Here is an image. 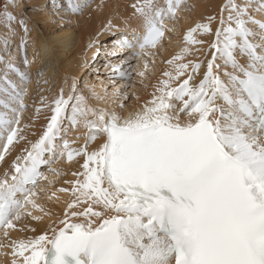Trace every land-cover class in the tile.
<instances>
[{"label":"snow or ice","instance_id":"6c2138e0","mask_svg":"<svg viewBox=\"0 0 264 264\" xmlns=\"http://www.w3.org/2000/svg\"><path fill=\"white\" fill-rule=\"evenodd\" d=\"M184 2L133 0L131 18L142 30L131 18H122L123 31L112 19L101 29L118 36L119 51L109 55L123 57L105 65L109 84L98 90L85 82V92L77 76H66L51 105H43L51 116L42 134L0 176L6 264H264V0H225L215 28V15L187 28L151 98L125 112L128 101L140 100L136 78L149 86L153 50L175 32L165 21L178 20ZM91 4L67 0L54 7L83 13ZM20 7V0L0 5L6 30L0 32V162L14 140L26 139L20 124L32 80L31 29L25 13L16 14ZM17 24L19 63L12 53ZM97 43L91 39L88 48ZM205 43V59H185ZM77 158L79 170L64 181L70 187L55 188L56 177L67 173L53 165ZM58 193L69 198L53 219L39 201L59 202ZM46 216L39 234L23 223ZM17 229L33 234L13 238Z\"/></svg>","mask_w":264,"mask_h":264},{"label":"bare ground","instance_id":"6f19581e","mask_svg":"<svg viewBox=\"0 0 264 264\" xmlns=\"http://www.w3.org/2000/svg\"><path fill=\"white\" fill-rule=\"evenodd\" d=\"M111 1L112 0H108V2H111ZM194 1L195 2L193 4V8L191 9L192 13L190 12L191 15L189 16L186 13L189 17L193 16L194 20L193 21L190 20V19L189 20L192 21V23L193 22L195 23L197 21L205 20L206 17H208V16L215 15V16H217V20L213 21V24H212L213 28H215L218 25L220 7H221L222 4H224L225 0H222L221 2H218L219 0H211V4H208V5L207 4L206 5H200L199 2L201 0H199V2H197L196 0H194ZM203 1H207L209 3L208 0H203ZM20 2H21V5L22 4L25 5L27 3L31 4L30 6L34 7V9L38 12L37 14H39L41 20L43 19L46 23L49 24V21L52 22L53 19L54 20L56 19V21H54V22H60L57 25L52 22L53 25H54V29L52 28L53 30H51V32L48 35H45L43 33H39L36 37H33L32 36L33 35V31L31 30V32L29 33V36H31V38H30L31 42H30L29 47H28L29 55L32 56L31 54H35L33 56L34 57L33 62L36 60L37 63L36 62L35 63L37 65L39 64L38 69L35 67L36 64H34V63L31 64L30 72L35 67L38 72H41V71L43 72L42 78L45 77L46 80H49V81H50L51 77L54 79L55 75H61L63 77L61 81H60V79H58L60 76L57 78L58 81L60 82V85H61L62 83H64L66 75H68L69 78L71 76H73V75L78 77V76L81 75V73L82 74L85 73L84 72L85 69L87 70L89 68V66L90 67L92 66V65H90L91 63L94 64L93 65V66H95L94 70H96L98 68V65H102L99 62L100 58H103L105 60H108V59L112 58L113 62L114 61L117 62L118 60L123 59L122 56L109 55L110 52H114V51L118 52L119 51L118 49H114L113 48V44H112L113 41L115 40V38H118V36L109 37L110 34L106 33V32H101V29L104 26V24L108 21V19H112L113 23L118 25V31L125 30V26H124V22H123L122 18H126L128 16L129 11H130V10L128 11V9H132L130 7V4L133 2V0H128V1H126V0H116L115 1V3H116L115 4V8H111V9H106V7L109 4L107 2H105V0H104V2L106 4H108V5L105 4L106 7H103L104 10L106 9L105 11L103 10V8L102 9L99 8L100 10L103 11V12L101 11L102 12L101 14H103V15L100 18H95V15H97L95 13V15H94L95 19L94 20L93 19L92 20L91 19H86V20H84L82 22L81 20L77 21L75 19L77 21V23L73 19L71 20L70 18H65V16L64 17L60 16L59 14L66 13V11L64 12L63 9H61L59 11V13H57V10L52 9V8H51L52 10H47V7H45V5H46V3L49 2V0H20ZM56 2H58V1L56 0ZM3 3H4V0H0V5H2ZM94 3H96V2H94ZM102 4L104 5V3H102ZM96 5H98V4L96 3ZM96 5H95V7H96ZM19 10H20V8L15 9V12H16L17 15L19 14ZM96 11H98V10H95V12ZM187 11H188V9H187ZM131 12H132V10H131ZM131 12H130V14H132ZM181 12H182V10H181ZM198 12H201V13L198 14ZM49 13H51V14L49 15ZM183 15H184L183 18H186L185 12H184ZM37 18H38V16H37ZM181 20H182V22H179V23L183 24V27H184L183 30H185V28L187 30V25H189V24L185 23V19L184 20L181 19ZM87 21H89L90 23H87ZM178 21H180V20L178 19ZM186 21H187V19H186ZM45 22H44V24H45ZM129 22L131 23V25L133 27H136L139 30H142L141 26H140V22L137 19L131 18V20ZM165 22L167 24H169V26H171L173 24L174 25L176 24V22L174 23V22H172L170 20H166ZM180 25L176 24V28H175L176 29V33H177V30H179V29H177V27L178 26L180 27ZM191 25H193V24H191ZM191 25L189 27H191ZM15 27H16V35L13 37L12 53H13L14 59H16L17 62L19 63L22 60L23 53L21 51L17 50V46L19 45L20 36L23 35V32H22V28H20V26L18 24ZM181 28H182V25H181ZM4 31H6V30L2 26H0V32H4ZM178 33H179V31H178ZM165 36H168V35H165ZM107 37H109V38H107ZM197 38L204 39L207 42H211V40L214 38V36H212V35L199 36V34H197ZM91 39L97 40L98 43L95 44L92 48H88V43H89V41ZM167 40L168 41L170 40L169 41L170 44L167 47L168 48L167 50H165V47L162 46L163 40L161 41V45L158 46V48H157L158 50L160 49L159 50L161 52V56L160 57L163 59V63L165 61L164 59L167 58V54L168 53L175 52L176 49L178 50V49H180L183 46V38L182 39H178L176 37V38H173V39L169 38ZM101 43H103V44H101ZM100 44H101L102 47L100 46ZM194 47L199 48L200 51L195 53L194 55L188 56V57L190 59H197L202 54V58L205 59V57L207 55H205L203 53V50L208 47V43H205L204 45H196ZM157 49H155L153 51L156 52ZM99 52H101L103 54V56H99ZM155 57H156L158 62H160V63L162 62V59L159 58V55L157 56V54H156ZM188 57H185V58H188ZM85 61H87V66H85V64H84ZM31 73H33V72H31ZM99 79H100V77H99ZM197 79H199V77H197ZM84 81L89 83V81H88V79L86 77L84 78ZM100 81H101V79H100ZM50 83H51V81H50ZM48 84H47V86H48ZM100 84H102V83L98 82L97 84H95L97 86L98 90L100 88L99 87ZM153 84H151V89H152V85ZM148 85H149V83H148ZM54 87L56 88L57 85L54 86ZM56 89H58V93H59L60 89L59 88H56ZM41 90H43V89H41ZM52 90H50V91H52ZM54 90H53V92H54ZM148 90H150V86H149ZM41 92H43V91H41ZM145 92H147V91H145ZM150 92H151V90H150ZM48 93L50 94L49 91H48ZM58 93L56 95H55V93H53L54 97L51 96L52 94H50V96H51L50 98L51 99L48 100L50 103L47 102L46 104L49 103L48 105H51V101L50 100H53L58 95ZM45 96H46V94H45ZM140 97L142 98V96H140ZM48 98H49V96H48ZM40 99H41V96H40ZM145 100H148V99L147 98L143 99V102ZM38 103L39 102H37L36 103V107L33 108L34 111H36V109L38 107V105H37ZM27 104H29V106L31 105L30 102H28ZM140 104H142V103H139V101H138L137 104L129 106V108L126 109L125 112L131 110L132 106H139ZM40 106L42 107V105H40ZM27 109H28V107H27ZM42 109H43V107H42ZM43 110H41V112ZM28 112L29 111L27 110V113ZM29 114H30V112H29ZM29 114H27V115H29ZM31 116H32V114H31ZM50 116H51V111H50V108L47 107L45 109V112L43 113V116H42L43 121L42 122H44L45 118L46 119L50 118ZM21 118L23 119V116ZM40 120H42V119H40ZM39 123H41V122H39ZM45 123L46 122H44V124ZM33 125H35V123L32 124L31 126H33ZM41 126H42V124H41ZM41 126H38V125L34 126L35 129L31 130V138H30V135H28L29 131H26L27 134L26 133L22 134L23 136L26 137V139L19 140V142L16 141L15 143H13L12 145L9 146V152L5 155L4 161L0 162V176L3 175V172H4L5 169H8L9 171H11L10 161L11 160L13 161L16 158V156L20 155L24 148L30 146L29 145V141H35L36 139L39 138V136L42 134V132H43V130L45 128V126H44V127H42V129L38 130V128L41 127ZM80 131H82V130H80ZM80 143H82V142H80ZM96 143H99V141H97ZM95 146L96 145L94 143L90 147H95ZM0 150H2V149H0ZM77 159L79 160V163L76 162V165L74 163H72L73 167L70 168L71 169L70 171L79 170V166H80V164L83 161L80 158H77ZM64 162H66V161L62 160L61 162H59V165L61 166V164H63ZM64 164H66V163H64ZM59 165L57 166V164H54L53 167H60ZM70 166H71V164H70ZM42 170L45 173H48V169L47 168H43ZM48 174L52 175L51 173H48ZM69 174H71V172H69ZM69 174H67V175H69ZM72 178L70 177V179H72ZM57 184H59V183H57ZM59 187H66V186H59ZM67 187H69V186H67ZM55 188H58V187H55ZM58 195L61 197L59 202H57L55 199L47 200L43 196L42 197L44 198V201L41 200V201H43L41 203H43L45 205L46 210L51 211L53 213V216H52L53 219L56 218L57 216H59L60 214H62L64 201L69 198V194L58 193ZM36 214L39 215L40 213L36 212ZM48 220H49V217H47V216L44 218V220L42 222H35V221H32L31 218H26L24 220V223H28L32 227H35L37 229V232L35 234H39V232L41 230H43L45 228V226L47 225ZM10 234L16 238V237H20V236L32 235L33 233H31V232L21 233L17 229V230L11 231ZM3 259L7 262L9 258L8 257L4 258L3 256H0V264H2V262L4 261Z\"/></svg>","mask_w":264,"mask_h":264},{"label":"rangeland","instance_id":"374dc122","mask_svg":"<svg viewBox=\"0 0 264 264\" xmlns=\"http://www.w3.org/2000/svg\"><path fill=\"white\" fill-rule=\"evenodd\" d=\"M58 2H56V0H49V2L48 3H46V5H45V7H47V10H52V9H55L56 10V8L54 7V5L56 4V3H60V4H63L64 5V7L65 6H67L66 4V0H57ZM115 1L116 0H112L111 2H108V0H105V2H107L108 4H106L105 2H104V0H92V4H91V8L89 7V8H87V9H85V11L83 12V13H72V12H70V11H66V13H62V14H59L60 16H62V17H64L65 16V18H70L71 20L73 19V20H81L82 22L84 21V20H86V19H95V18H100L103 14H101L103 11L102 10H100L99 8H96L95 7V5H96V3L97 4H102V3H104V5L102 4V7H101V9L103 8V7H106V5H108L107 7H106V9H111V8H115ZM126 1H128V0H126ZM197 2H199V0H196ZM209 1V3L207 2V1H203V0H201L199 3H200V5H208V4H211V0H208ZM222 0H219L218 2H221ZM94 2H96V3H94ZM113 2V3H112ZM194 0H185V2H184V5H183V7H182V12H181V10H180V13L178 14V16H179V20L180 21H178V20H176V21H172V22H176V24L177 25H180L181 23H179V22H182V20L181 19H185V23L187 24H189V25H187V28L191 25V24H193V25H191V26H194V24L196 23H192V21L194 20V17L193 16H191V17H189L190 15H191V13H192V11H191V9L193 8V4H194ZM106 4V5H105ZM27 5V7H26V10H25V6ZM31 4H29V3H27V4H22L21 5V7H20V10H19V14L21 13V12H24L25 13V15H26V17L28 18V26H29V28L33 31V37H36L39 33H43V34H45V35H48L50 32H51V30H53L54 29V25H53V23H55L56 25L57 24H59L60 22H54V21H56V19L54 20H52V22L51 21H49V24L48 23H46L43 19L41 20V18H40V16H39V14H37L38 12L34 9V7H32V6H30ZM112 6V7H111ZM110 7V8H109ZM33 8V9H32ZM52 8V9H51ZM96 8V9H95ZM105 9V10H106ZM187 9H188V11H187ZM95 10H98V11H96L95 12ZM103 10H104V8H103ZM104 10V11H105ZM130 10V11H129ZM131 10H132V12H133V9H128V11H129V14H128V16L126 17V18H130L131 16H132V14H130V12H131ZM102 11V12H101ZM65 12V11H64ZM131 12V13H132ZM184 12H185V15H186V18H183L184 17ZM191 12V13H190ZM72 13V14H71ZM95 13L98 15H95ZM189 15H187V14ZM201 12H198V14H200ZM18 14V15H19ZM37 14V15H36ZM51 13H49V15H50ZM58 15V14H57ZM69 15V16H68ZM71 15V16H70ZM94 15H95V18H94ZM226 15V14H225ZM37 16H38V18H37ZM67 16V17H66ZM73 16V17H72ZM89 16V17H88ZM109 16V15H108ZM72 17V18H71ZM110 17V16H109ZM40 18V19H39ZM186 19H187V21H186ZM192 20V21H190V20ZM75 20V21H76ZM131 20V19H130ZM129 20V21H130ZM77 21H76V23H77ZM44 22H45V24H44ZM87 23H90L89 21H87ZM176 24H175V28H176ZM181 25H182V28H181ZM180 25V27L178 26L177 27V29H179V30H177V33H176V29H175V32L174 33H166L165 35H168V36H165L164 37V39H163V44H162V46L163 47H165V50H167L168 48V46H169V44H170V40L168 41L167 39H169V38H171V39H173V38H178V39H182L183 38V35H184V32L186 31V28H185V30H183V24H181ZM48 26V27H47ZM52 26V27H51ZM53 28V29H52ZM181 30V31H180ZM43 31V32H42ZM49 31V32H48ZM178 31H179V33H178ZM22 32H23V29H22ZM31 32V31H30ZM113 35H109V37H112ZM109 37H107V38H109ZM30 38H31V36H30ZM115 39H117V38H115ZM101 40V39H100ZM31 42V41H30ZM30 44V43H29ZM101 44H103V43H101ZM101 44H100V46H101ZM113 44V43H112ZM102 47V46H101ZM160 50V49H159ZM158 49H157V51H156V53H157V56L159 55V58L160 59H162L160 56H161V52L159 51ZM179 50V49H178ZM177 49H176V51L175 52H172V53H168L167 54V58H165L164 60L166 61V60H168V59H170L173 55H175L176 54V52L178 51ZM173 51V50H172ZM203 53L205 54V55H208V53H207V48L206 49H204L203 50ZM27 54H28V58H29V60L30 61H32V63L31 64H36L37 63V61L35 60L34 62H33V60H34V55L35 54H31L32 56H30L29 55V50H27ZM99 56H103V54L101 53V52H99ZM119 56V55H118ZM188 57V56H187ZM186 60H188V59H190L189 57L188 58H185ZM197 59H201V60H203L204 58H202V54H201V56L199 57V58H197ZM118 61H120V60H118ZM113 62L112 61V58L111 59H108V60H105V59H103V58H100L99 59V62L102 64V65H98V68L96 69V70H94L95 69V66H93L94 64H90V65H92L91 67L89 66V68L86 70L85 69V73H81V75L80 76H78V81H79V86L81 87V89L82 90H84L85 92L87 91V90H85L84 89V78L86 77L87 79H88V81H89V83H91V84H97L98 82H101L102 84H104V85H108L109 84V81H108V73H109V69L107 68V67H105V65H107V64H117V63H119V62ZM36 62V63H35ZM133 63L135 64L136 63V61L134 60L133 61ZM160 64V65H159ZM22 66V65H21ZM35 67L38 69V67H39V64L37 65H35ZM34 67V69L33 70H31V72H33L32 73V80H31V84L29 85V94L25 97V100L27 101H25V103L27 104L28 102H30V106H29V104H27L28 105V109L26 108V109H24V111H23V119L21 118V123L22 124H20V127L23 129V131L21 132V135L22 134H24V133H26V131H29L28 132V135H30V138H31V130H34L35 128H34V126L35 125H38V126H41V124H42V126L41 127H39L38 128V130H40V129H42V127H44V126H46V124H47V121H48V118L46 119L45 118V120H44V122H46L45 124H44V122H42L43 121V118H42V116H43V113L45 112V109L47 108V107H44L43 105L44 104H46L47 102H49L48 100L49 99H51L50 97L51 96H53L54 97V95H53V93H55V95L58 93V89H56V88H61V87H64V83H62L61 85H60V82L58 81V79H60V81L62 80V76L61 75H55V78L53 79L52 77H51V79H50V81H51V83H50V81L49 80H47V83H45L44 81L46 80V78L44 77V78H42V76H40V75H38V71H37V69ZM167 67H169L167 64H165V63H163V59H162V62L160 63V62H158L157 61V59H156V57H155V72H154V74H150V76H149V79H147L146 81H145V83H149V86H150V90H151V92H152V90H153V87H152V89H151V84H155L156 83V81L160 78V76H161V73H162V71L165 69V68H167ZM30 70V69H29ZM203 71V68L201 69V72ZM87 73V74H86ZM61 78H60V77ZM66 76H68V75H66ZM54 77V76H53ZM59 77V78H58ZM99 77H100V79H101V81H100V79H99ZM58 78V79H57ZM137 79V84H136V90H137V94L138 95H140V96H142V98L139 100V103H143V99H145V98H147V99H150L151 98V95H150V90H148L149 89V86L147 87V88H144V87H142L139 83H138V80H139V78L137 77L136 78ZM55 80V81H54ZM49 83V84H48ZM47 84H48V86H47ZM55 84V85H54ZM153 84V85H154ZM57 85V87L55 88L54 86H56ZM152 85V86H153ZM42 88H41V87ZM45 86V87H44ZM50 86V87H49ZM101 86V84L99 85V87ZM44 87V88H43ZM47 87V88H46ZM43 89V90H41V89ZM54 90V92H53V90ZM145 89V90H144ZM43 91V92H41V91ZM50 90H52V91H50ZM111 90V88L109 87V91ZM48 91L50 92V94H52L51 96H50V94L48 93ZM143 91V92H142ZM145 91H147V92H145ZM52 92V93H51ZM57 92V93H56ZM42 93V94H41ZM146 93V94H145ZM149 93V94H148ZM45 94H46V96H45ZM59 94V93H58ZM145 95V96H144ZM40 96L41 97H46L47 98V101L45 100L44 101V103H42L41 102V99H40ZM48 96H49V98H48ZM52 97V98H53ZM145 97V98H144ZM50 101H52V100H50ZM37 102H39L37 105H38V107L41 109V110H43L44 108V110L41 112H39V113H37L36 111H34V107H36V103ZM50 103V102H49ZM48 103V104H49ZM90 103H92V104H100L101 106H106V107H113L114 105H112V104H108V105H105L102 101H97V100H91L90 101ZM138 103V101H136V100H130V101H128V104H129V106H131V105H134V104H137ZM33 104V105H32ZM42 105V107H43V109H42V107L40 106V105ZM33 106V107H32ZM2 110V109H1ZM27 110L30 112V114H29V112L27 113ZM32 112H31V111ZM36 112V113H35ZM34 113V114H33ZM27 114H29V115H27ZM31 114H32V116H31ZM40 116H39V115ZM35 115V116H34ZM41 117V118H40ZM27 118V119H26ZM39 118V119H38ZM40 119H42V120H40ZM39 122H41V123H39ZM35 123V125H33V126H31L32 124H34ZM80 130H82V131H84V129H80ZM81 131V132H82ZM27 134V133H26ZM69 138L70 139H73L74 138V135L73 134H70V136H69ZM19 142V139H17V140H14V142L13 143H15V142ZM79 142H83V137L81 136V138H80V141ZM61 162V161H60ZM12 163V160L10 161V164ZM64 163H66V164H64ZM63 164H61V166L59 165V163H57V166L59 165L60 167H57V168H60V169H62V170H64L67 174H69V172H71L72 173V171H70L71 169V167H73L72 166V163H74L75 165H76V161H74V162H72L71 163V166H70V164L69 163H67V162H64ZM67 165V166H66ZM74 165V166H75ZM66 166V167H65ZM46 168V167H45ZM72 178V175L71 174H69V175H64V176H59V177H56V184H55V186L54 187H58L59 188V186H69L70 187V185H66V184H64V181L65 180H70V177ZM73 179V178H72ZM63 181V182H62ZM62 182V183H61ZM57 183H59V184H57ZM41 200H43L44 201V198L41 196L40 197V202H43V201H41ZM23 223H24V221H23ZM13 238H15L14 236H13ZM4 257V256H3ZM5 258V257H4ZM4 260V259H3ZM2 260V261H3ZM1 261V262H2ZM2 264H6V261L4 260L3 262H2Z\"/></svg>","mask_w":264,"mask_h":264}]
</instances>
